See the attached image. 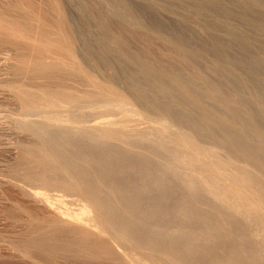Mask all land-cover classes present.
I'll use <instances>...</instances> for the list:
<instances>
[{"label":"bare ground","instance_id":"6f19581e","mask_svg":"<svg viewBox=\"0 0 264 264\" xmlns=\"http://www.w3.org/2000/svg\"><path fill=\"white\" fill-rule=\"evenodd\" d=\"M0 147L2 264H264V0H0Z\"/></svg>","mask_w":264,"mask_h":264},{"label":"rangeland","instance_id":"374dc122","mask_svg":"<svg viewBox=\"0 0 264 264\" xmlns=\"http://www.w3.org/2000/svg\"><path fill=\"white\" fill-rule=\"evenodd\" d=\"M9 152V153H8ZM8 153L9 157L7 154ZM12 152L7 151V150H1L0 147V238L2 237L3 234H6V230L9 231L10 230V223L5 220L6 217L3 214L4 212L1 211H5V209L9 206H11L10 203H13L14 199H17L18 197L20 198V191L19 188L15 189L16 186H14L13 184H9L10 182H7L6 180V176L4 175V167L6 166L7 163H9L13 158V153L10 154ZM11 155V156H10ZM7 160V161H6ZM4 166V167H3ZM2 170V171H1ZM5 181V182H4ZM13 185V186H11ZM15 189V190H14ZM17 190V191H16ZM14 192V193H13ZM18 192V193H17ZM19 195V196H18ZM16 196V197H15ZM14 197V198H13ZM6 198V199H5ZM13 200V201H12ZM10 201V202H9ZM8 205V206H7ZM6 207V208H5ZM6 222V223H4ZM8 227V229H6ZM4 229V230H3ZM2 239V238H1ZM0 239V263L2 264V262L5 261V258H9V256L11 255L10 251H7L9 248L8 246H5L6 243H4L3 240ZM3 241V242H2ZM7 245V244H6ZM5 248V249H3ZM8 256V257H7ZM13 259V258H12ZM15 262L12 261V263L14 264H32V262H28L29 260H23L21 258H15ZM13 259V260H14ZM18 260V261H17ZM26 262V263H24ZM11 263V264H12Z\"/></svg>","mask_w":264,"mask_h":264}]
</instances>
